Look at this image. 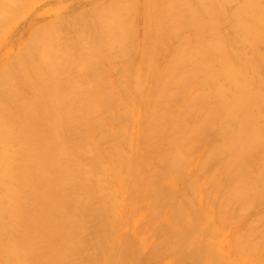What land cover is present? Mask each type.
I'll return each instance as SVG.
<instances>
[{"label":"bare ground","instance_id":"6f19581e","mask_svg":"<svg viewBox=\"0 0 264 264\" xmlns=\"http://www.w3.org/2000/svg\"><path fill=\"white\" fill-rule=\"evenodd\" d=\"M0 264H264V0H0Z\"/></svg>","mask_w":264,"mask_h":264}]
</instances>
